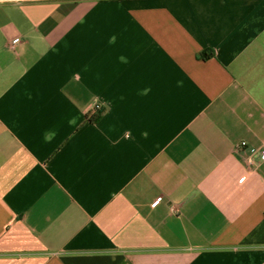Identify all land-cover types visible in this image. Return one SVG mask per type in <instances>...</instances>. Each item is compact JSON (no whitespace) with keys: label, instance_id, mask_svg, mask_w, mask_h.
<instances>
[{"label":"crops","instance_id":"1","mask_svg":"<svg viewBox=\"0 0 264 264\" xmlns=\"http://www.w3.org/2000/svg\"><path fill=\"white\" fill-rule=\"evenodd\" d=\"M263 155L264 0H0V264H264Z\"/></svg>","mask_w":264,"mask_h":264},{"label":"trees","instance_id":"2","mask_svg":"<svg viewBox=\"0 0 264 264\" xmlns=\"http://www.w3.org/2000/svg\"><path fill=\"white\" fill-rule=\"evenodd\" d=\"M100 119L99 115L92 116L91 121L92 122H97Z\"/></svg>","mask_w":264,"mask_h":264},{"label":"built area","instance_id":"3","mask_svg":"<svg viewBox=\"0 0 264 264\" xmlns=\"http://www.w3.org/2000/svg\"><path fill=\"white\" fill-rule=\"evenodd\" d=\"M17 41H15L14 43H16ZM100 109V106L99 105H96L95 107H94V110H99ZM242 146H246V143H243L242 144ZM263 158H264V155H263Z\"/></svg>","mask_w":264,"mask_h":264}]
</instances>
